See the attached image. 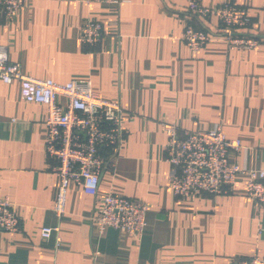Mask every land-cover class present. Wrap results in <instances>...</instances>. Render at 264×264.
<instances>
[{"label": "crops", "instance_id": "obj_1", "mask_svg": "<svg viewBox=\"0 0 264 264\" xmlns=\"http://www.w3.org/2000/svg\"><path fill=\"white\" fill-rule=\"evenodd\" d=\"M187 1L24 0L11 21L0 18V46L24 75L60 84L87 79L103 99L120 104L124 140L114 167L100 175L98 196L149 206L142 236L108 228L98 237L91 224L96 200L69 184L64 214L56 217L59 178L44 150L46 109L23 101L18 82L0 81V198L10 200L20 221L18 232L0 231V264H230L264 257V206L247 197L245 176L228 195L175 197L161 128L219 125L244 147L234 162L264 170V0H198L245 8L250 26L242 33L263 43L246 51L211 41L196 53L181 40ZM87 20L103 27L94 47L80 41ZM190 21L219 30L213 17ZM45 226L58 227L60 246L55 236L40 239Z\"/></svg>", "mask_w": 264, "mask_h": 264}, {"label": "built area", "instance_id": "obj_2", "mask_svg": "<svg viewBox=\"0 0 264 264\" xmlns=\"http://www.w3.org/2000/svg\"><path fill=\"white\" fill-rule=\"evenodd\" d=\"M90 4L120 5L123 0H78ZM24 0H0V18L11 21L20 11ZM187 22L182 42L193 53L208 42H224L229 50H255L262 43L242 33L250 26L247 10L234 1L204 7L198 0L187 1ZM215 18L219 30L211 33L196 29L190 20ZM104 34L99 22L87 20L80 26V41L94 47ZM0 81L18 82L21 99L45 107V155L52 163L51 170L59 178L52 211L61 218L65 211L69 184L96 200L91 218L96 235L112 228L140 237L147 226L149 206L143 201L107 193L98 196L99 178L103 171L114 167L123 140V110L119 103L110 102L93 91L87 79H72L60 84L51 79L24 75L18 64L9 60L7 50L0 46ZM166 134L164 158L170 167L169 187L175 197L194 199L201 195H228L238 176H245L247 197L264 206V170L240 168L232 159L244 149L239 140L228 139L219 125L205 131H181L170 123H162ZM107 151L104 155L102 151ZM20 221L13 205L0 198V231L16 233ZM58 227H42L40 239L49 241L55 236L61 245ZM230 264H264V257L232 259Z\"/></svg>", "mask_w": 264, "mask_h": 264}]
</instances>
